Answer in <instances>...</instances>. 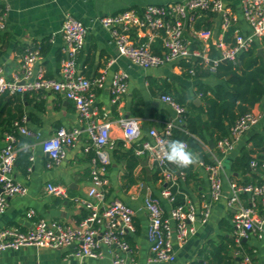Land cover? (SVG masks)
Returning a JSON list of instances; mask_svg holds the SVG:
<instances>
[{
  "label": "crops",
  "instance_id": "1",
  "mask_svg": "<svg viewBox=\"0 0 264 264\" xmlns=\"http://www.w3.org/2000/svg\"><path fill=\"white\" fill-rule=\"evenodd\" d=\"M184 1L6 0L1 6L6 15V30L2 34L0 44V70L7 80L21 77L24 56L28 52L37 50L40 55L34 66V75L37 76L42 70L46 78L59 79L61 65L68 58L61 32L64 17L66 14H71L82 21L88 29L85 45L77 56V71L78 75L91 81L102 75L105 76L104 87L94 86L92 90L96 95L97 119L111 123L110 145L102 149L108 157V165L111 166L106 172L109 181L107 199H119L132 207L135 212V231L128 235L131 252L120 254L126 264H221L214 257V248L223 246L230 249L229 242L234 239L233 220L236 212L229 206L230 185L236 180H243L244 177L240 173H235L232 165L243 148L252 147L251 141L255 135H264L263 99L252 110L261 115L260 122L242 135L234 149L225 156L220 155L216 144L209 136L206 142L199 141L202 151L212 162L217 156L222 157L224 196L213 203L212 214L206 224L196 223V234L185 244L180 245L177 239L173 238L176 247L174 261L151 263L149 260L151 250L147 238L149 219L144 208V200L148 195L161 196L166 185L164 186L165 183L161 180L153 182L157 168L152 165L148 156L139 155L137 148L143 141H152L151 130L162 132L164 124L175 119L174 109L161 99L164 94L174 98L189 96L191 98L186 100L187 105L193 102L195 106L205 108L206 104L198 94L199 85L214 87L223 81L215 76L196 79L186 75L180 65L181 61L150 69L133 66L129 60L119 56L111 32L102 26L101 19L125 10H135L141 14L149 5H167ZM223 1L232 7L236 18L232 27L225 32V39L231 29L234 33L228 38L229 40L226 39L227 41L233 39L235 31L251 33V28L242 15V0ZM196 29L211 30L213 37L217 38L222 33L220 18L212 13H204L198 19ZM130 34L137 43L150 42L152 49L157 46L158 38L154 37V33L150 30L132 29ZM186 38L193 42L194 48L202 46V43L195 40L188 30ZM258 45L259 49L263 50L262 58H264V47L261 46V42H258ZM156 53H164L161 43ZM112 60L114 63L109 65ZM239 63L238 61L236 65ZM119 71L127 74L129 90L114 103L111 83L114 75ZM187 109L191 111L189 107ZM125 117L139 118L141 122V135L131 144L125 143L120 125V120ZM18 122L40 134L41 140L52 137L61 128L81 129L84 132L76 144L68 148L66 158L59 165L48 168L50 158L43 151L42 141L21 134L16 127ZM86 126V123L80 121L74 103L62 93L39 91L19 95L0 94V153L6 144L7 136L14 134L17 139L15 147L18 156L12 177L28 188L26 196L9 198L6 212L0 215V230L18 228L27 231L33 228L35 221L39 219L59 221L75 227L83 221L87 210L74 199L84 197L91 187L92 172L96 167L95 160H98L97 165L102 163L97 151L91 147L88 134L85 132ZM134 146L138 161L134 177L148 178L144 166V163L148 162L147 168L151 172L152 180L151 182L140 180L126 189L125 187L129 185L125 177L128 168L126 157ZM88 148H90L89 152L86 151ZM195 154L198 155L197 163L189 166V175L185 173L184 178H180L179 184L184 195L201 208L203 203L210 199V183L200 154ZM27 163L28 168H25ZM259 174L258 171H253L246 176ZM50 184L64 187L68 198L50 194L48 192ZM145 184L148 185L146 192H144ZM251 198L250 194H246L242 199L247 204ZM162 202L166 212L169 213L171 204L165 198H162ZM30 211L34 212L33 218L28 217ZM258 212L264 218L263 199L262 208ZM243 243L253 250L254 263L264 264V233L263 238L253 234ZM100 250L103 253L102 258L92 259L73 256L71 247L59 250L21 248L2 253L0 264H112L116 250L105 245H102ZM244 252L238 255L231 250L229 255L236 258L235 264H239L240 255L243 256Z\"/></svg>",
  "mask_w": 264,
  "mask_h": 264
},
{
  "label": "built area",
  "instance_id": "2",
  "mask_svg": "<svg viewBox=\"0 0 264 264\" xmlns=\"http://www.w3.org/2000/svg\"><path fill=\"white\" fill-rule=\"evenodd\" d=\"M6 0H0V44L2 34L6 30V15L2 5ZM242 15L251 28V33L245 34L235 31L232 40L225 39L227 32L236 21L231 6L223 0H185L184 2L167 5H149L139 14L135 10H125L115 15L101 19L102 26L111 32V37L119 56L126 58L133 66L150 69L182 60H200L211 73H215L224 61L237 64L241 54L249 52L256 42L264 40V0H242ZM204 13L217 15L221 21L222 33L213 37L211 30L196 29L198 19ZM150 30L154 37L162 41L163 54L155 53L151 43H137L131 37V30ZM191 32L195 40L202 43L201 47H193V42L186 38V31ZM62 35L68 58L63 61L59 79H48L41 70L34 75V66L39 59V51L28 52L23 59V75L13 80H7L0 70V94L19 95L32 92L53 91L62 93L76 107L81 122L87 124L85 132L88 134L91 147L97 151L101 165H97L92 172V185L84 197L74 201L85 207L87 215L78 226L64 224L59 221L39 219L33 228L23 231L18 228L0 230V255L9 250L21 248H41L59 250L71 247L72 255L77 258L100 259L103 256L101 246L105 245L116 250L112 264H126L120 254L131 252L127 236L135 231V212L125 202L119 199H107L109 181L106 177L108 157L102 151L111 142V123L97 119L95 108L96 95L92 88L104 87L105 76L91 81L78 75L77 56L85 45L88 29L82 21L71 14H66L62 25ZM214 52L215 54H212ZM114 63L112 60L109 65ZM193 73V72H191ZM129 90L128 76L119 71L112 79L111 92L113 102ZM162 101L169 104L176 112L174 120L164 124L162 132L155 129L150 131L152 141L142 142L137 148L139 155L149 157L152 165L159 170L161 182L166 187L161 196L148 195L144 200L149 225L147 238L150 245L151 263H170L176 256L173 244L175 237L180 245L185 244L197 232L196 223L206 224L212 214L214 202L224 196L222 157L231 152L236 142L252 127L258 125L261 115L251 111L243 115L230 128L229 136L219 141L216 146L221 156H217L211 164L205 167L210 183V199L201 208L185 196L184 203L174 206L175 197L171 188L179 184L184 178L183 171L174 170L164 157L167 144L171 141L174 129L184 130L186 108L180 106L171 96L163 95ZM125 143L131 144L141 135L139 118L125 117L120 120ZM18 131L28 137L41 140L40 134L16 123ZM84 130L59 129L52 137L41 140L45 154L50 158L47 167L59 165L67 155V150L79 140ZM16 136L9 134L6 144L0 153V215L6 212L8 200L11 197L26 196L28 188L16 182L12 173L17 161L18 150L15 147ZM187 144V143H186ZM188 146V144H187ZM90 151V148L86 150ZM252 167H257L254 160ZM264 170V161L260 166ZM229 206L235 209L233 220L234 239L240 247L244 240L253 234L263 238L264 218L259 215L255 198L264 200V185L239 186L231 183ZM48 192L62 198H68L67 190L59 185H48ZM243 194H250L249 203L242 199ZM162 198L169 201L172 208L169 213L163 207ZM34 212L28 213L33 218ZM240 252L236 254L239 255ZM239 264H255L249 255H240Z\"/></svg>",
  "mask_w": 264,
  "mask_h": 264
},
{
  "label": "trees",
  "instance_id": "3",
  "mask_svg": "<svg viewBox=\"0 0 264 264\" xmlns=\"http://www.w3.org/2000/svg\"><path fill=\"white\" fill-rule=\"evenodd\" d=\"M233 33L234 30L231 29L226 39L229 40L228 38ZM260 42L261 46L264 47V40ZM160 43L162 45V41L158 39L157 46L153 47L155 53ZM259 47L258 42H256L249 52L240 55V63L238 65L230 62L227 64L222 63L215 73H211L209 69L205 68L200 60L181 61L180 65L186 75L196 79L215 76L223 81V83L217 84L214 87L199 85L198 94H200L202 100L205 102V108L195 106L192 101V103L187 105L186 100L191 98L189 96L185 95L182 96V98H174L169 94H164L171 96L180 106L187 110L184 116V131L174 129L170 140H181L187 143L189 150L200 154L204 164H211L212 160L202 151L199 141L206 142L209 136L214 144H217L219 141L227 138L230 128L234 126L243 115L251 112L254 106L264 99V58L258 56ZM188 107L191 111H188ZM251 142L253 144L252 147L243 148L239 157L236 158L232 165V170L235 173H240L244 176L243 180L235 181L239 186L264 185V170L260 167L261 163L264 161V135H255ZM135 147L136 146L132 148L127 157L125 156L128 166L125 177L129 182V185L125 187L126 189H128L130 185L138 183L140 180L143 182L147 181L146 176L141 177V179L134 177V170L138 166V161L135 156ZM254 160L258 163L255 168L251 165ZM110 167L111 166L108 165L106 168L109 169ZM190 167L175 168L174 170L183 171L189 175ZM25 168H28V163L25 164ZM253 171H258L260 174L253 175L252 177L246 176ZM160 180L161 176L157 169L153 177V182L156 183ZM163 185L165 186V184ZM165 187H169V184ZM171 193L172 196L175 197L174 206L184 203L185 195L180 184L171 188ZM244 197H246V194L242 195V198ZM255 202L257 209L261 210L262 199L256 197ZM126 238L128 241V236ZM229 243L230 249L223 246L214 248V257L219 260L221 264H235L236 258L229 255V251L231 250L240 253L245 251L244 254L242 253L243 255H249L252 259L254 258L253 250L249 249L247 244L242 243V245L238 247L235 239ZM253 261L255 262L254 259Z\"/></svg>",
  "mask_w": 264,
  "mask_h": 264
},
{
  "label": "clouds",
  "instance_id": "4",
  "mask_svg": "<svg viewBox=\"0 0 264 264\" xmlns=\"http://www.w3.org/2000/svg\"><path fill=\"white\" fill-rule=\"evenodd\" d=\"M164 157L170 164L179 168H188L198 161V155L189 150L187 144L181 140L169 141Z\"/></svg>",
  "mask_w": 264,
  "mask_h": 264
},
{
  "label": "water",
  "instance_id": "5",
  "mask_svg": "<svg viewBox=\"0 0 264 264\" xmlns=\"http://www.w3.org/2000/svg\"><path fill=\"white\" fill-rule=\"evenodd\" d=\"M258 56L263 57V50H262V49H259V50H258ZM223 63H224V64H227L228 62H227V61H224ZM198 101H199V100H198ZM210 144L213 145V147H214V144H213L212 142H211ZM144 166L146 167V172H147V174H148V178H147V180H148V182H151V180H152V178H151V172H150V170L147 168V167H148V162H145V163H144ZM147 189H148V185L145 184V186H144V192H146Z\"/></svg>",
  "mask_w": 264,
  "mask_h": 264
}]
</instances>
